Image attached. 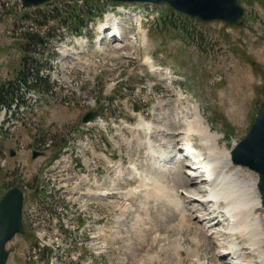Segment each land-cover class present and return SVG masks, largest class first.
<instances>
[{"label": "rangeland", "instance_id": "rangeland-1", "mask_svg": "<svg viewBox=\"0 0 264 264\" xmlns=\"http://www.w3.org/2000/svg\"><path fill=\"white\" fill-rule=\"evenodd\" d=\"M239 2L244 25L231 28L168 5L53 0L23 9L21 0H0V85L15 82L24 59L46 78L38 90L20 91L25 107H12L0 126V200L12 188L26 193L28 234L8 244V264H175L171 246L196 248L201 223L182 232L166 201L189 194L182 179L194 190L197 174L183 163L174 165L177 177L151 172L145 135L132 130L145 120L158 132L151 142L167 153L198 115L221 148L245 138L264 102V0ZM77 14L87 28L65 25ZM109 22L118 39L108 38ZM26 33L51 40L26 49ZM90 112L98 117L84 125ZM34 151L45 156L33 159ZM224 238L219 245L242 240L249 251L243 239ZM213 248L200 249V264L231 263Z\"/></svg>", "mask_w": 264, "mask_h": 264}, {"label": "bare ground", "instance_id": "bare-ground-1", "mask_svg": "<svg viewBox=\"0 0 264 264\" xmlns=\"http://www.w3.org/2000/svg\"><path fill=\"white\" fill-rule=\"evenodd\" d=\"M107 26L110 27L108 29L110 36L115 38L119 34L118 25L115 22H109ZM145 42L146 38H144ZM148 65L154 68L152 63L149 64V61ZM168 72L166 71V73ZM188 128L184 139H182L185 143L184 145L191 146V141L195 137L200 140L204 156L208 158L207 165H205L207 169L203 171L192 162L191 169L197 174L196 188L187 190L188 184L192 183V181L182 179L183 187H185L182 190L189 194L181 199L175 198L172 201H166V209H169V218L175 219L177 216L179 217L180 222L177 227L182 232H190V228L193 229L194 226L199 227L198 223H193L194 220L201 223L202 231L198 233L199 237L191 238V242L196 248L192 247V245L187 248L181 245L177 247L171 246L170 251L175 253V260H177L175 264H185L184 254H186L188 259L191 257L193 261L197 262L196 264H200L202 257L200 249L203 246H206L207 250L212 251L213 254H215L213 246H217L220 249V258L223 260L229 258L235 264H264V218L259 214L260 211L264 212V207L258 189V175L247 167L233 164L232 151L227 147H220L218 135L213 134L211 128L207 125L205 126L201 115H198L197 119L188 125ZM132 131L145 135V142L141 143L139 139V143L143 147L141 149L146 151L147 158L151 164L150 171H155L159 174L165 173L166 170L170 169V172L167 171V173L174 172L177 177L179 172H175L174 168H171L173 161L169 153L151 142V139L158 132L147 124L145 120H142ZM176 146L177 148L180 147L177 143ZM184 168H186V162L183 163ZM133 169L136 173L138 172L137 176L139 179H142L143 173H139V168L134 166ZM181 173L184 175L183 172ZM146 184L145 186L148 185ZM176 184H180L179 181L176 180ZM143 191L140 190L136 193L144 194L142 193ZM148 191L149 188L147 193ZM195 191L198 192L196 197L191 195ZM96 195L100 196L102 193L99 192ZM192 200H194L196 207L192 206ZM220 217H224L228 221V227H225L226 224H222L221 221H217ZM225 236L227 237L224 238ZM220 237L228 238V241L231 238L239 237L237 239L241 238L249 244V251L245 253V249L241 245L243 243L241 242L242 240L240 243L235 239V241L228 243L227 246H221L219 245L220 243L218 244Z\"/></svg>", "mask_w": 264, "mask_h": 264}, {"label": "water", "instance_id": "water-1", "mask_svg": "<svg viewBox=\"0 0 264 264\" xmlns=\"http://www.w3.org/2000/svg\"><path fill=\"white\" fill-rule=\"evenodd\" d=\"M53 0H22L26 9L37 8L51 3ZM116 3H145L153 5H168L173 11L200 21L203 24L221 22L234 28L244 25L245 9L239 0H111ZM259 70H261L259 68ZM264 96V92H263ZM98 117L90 112L82 120L88 124ZM17 153L11 149L10 156ZM44 153L35 151L33 158ZM235 165L249 168L258 175V189L264 207V102L261 104L256 119L247 136L232 151ZM25 194L20 188H12L0 201V264H8L9 252L7 245L17 235L28 234L24 221Z\"/></svg>", "mask_w": 264, "mask_h": 264}, {"label": "trees", "instance_id": "trees-1", "mask_svg": "<svg viewBox=\"0 0 264 264\" xmlns=\"http://www.w3.org/2000/svg\"><path fill=\"white\" fill-rule=\"evenodd\" d=\"M88 10V9H87ZM81 15L77 14L72 17V20L66 21V26H70L72 22H78L81 30L85 28L88 24L80 21ZM27 20H32L27 16ZM24 41L27 42V46L32 44H37L40 46H46L51 39H44L40 35H35L31 33L24 34ZM27 52H29L27 50ZM34 63H30L27 59H24L23 70L16 76L15 82H8L0 85V110L10 106L12 103L16 102L20 95L22 89H27L28 91L36 90L39 88V84L46 82V78L40 76L39 73L32 70ZM32 70V71H31ZM33 80V83H32ZM38 90V89H37Z\"/></svg>", "mask_w": 264, "mask_h": 264}]
</instances>
